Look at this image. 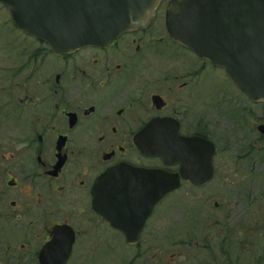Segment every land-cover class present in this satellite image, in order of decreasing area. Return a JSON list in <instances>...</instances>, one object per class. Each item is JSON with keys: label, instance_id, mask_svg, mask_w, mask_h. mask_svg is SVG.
<instances>
[{"label": "flooded vegetation", "instance_id": "af4514ba", "mask_svg": "<svg viewBox=\"0 0 264 264\" xmlns=\"http://www.w3.org/2000/svg\"><path fill=\"white\" fill-rule=\"evenodd\" d=\"M170 2L161 1L149 26L70 54H56L31 36H23L25 52L16 57L11 42L0 43V264H56L66 255L67 264L107 260L111 244H126L123 233L97 213L96 182L119 166L182 169L144 155L137 147L140 134L143 144L171 130L215 144L213 180L203 187L184 180L180 189L228 181L211 106L228 101L225 82L232 85L224 70L173 41L166 22ZM245 104V115L258 117L257 106L246 98ZM155 126L160 138L150 132ZM107 184L116 185L112 195L105 193ZM101 186V208L134 205L131 190L138 181L126 177ZM231 197L232 210L239 208L247 219L260 212L264 220L263 191ZM214 206L223 210L219 202ZM154 215L144 224L140 246L131 248L139 251V264H240L242 254L251 258L256 224L239 226L230 238L219 226L192 231L174 243L171 258L162 251L149 255L141 247L157 238ZM258 229L264 237V222Z\"/></svg>", "mask_w": 264, "mask_h": 264}, {"label": "water", "instance_id": "95a60500", "mask_svg": "<svg viewBox=\"0 0 264 264\" xmlns=\"http://www.w3.org/2000/svg\"><path fill=\"white\" fill-rule=\"evenodd\" d=\"M160 1L0 0L9 7L17 27L46 41L60 54L86 45L105 44L120 33L148 26ZM167 10L166 22L175 42L225 67L232 81L244 92L256 101L264 100V0H172ZM158 129L160 126H155L150 132L160 138ZM259 130L264 133V126H259ZM141 138V135L137 137L138 147L145 154L179 162L182 170L170 173L164 169L120 166L108 170L100 179V185L103 181L126 177L138 181L137 189L131 191L134 205L112 208L116 217L110 219L114 227L125 233L131 245L138 243L140 229L154 207L164 196L180 188L183 179L197 185L211 179L215 153L214 145L200 137L169 135L165 140L147 144L141 143ZM115 186L107 184L106 188ZM96 205L97 211L105 215ZM139 211L141 222L132 226Z\"/></svg>", "mask_w": 264, "mask_h": 264}, {"label": "rangeland", "instance_id": "374dc122", "mask_svg": "<svg viewBox=\"0 0 264 264\" xmlns=\"http://www.w3.org/2000/svg\"><path fill=\"white\" fill-rule=\"evenodd\" d=\"M23 35L21 30L14 27L8 9L0 5V43L11 42L12 51L17 55L21 51L25 52L26 39H23ZM225 83L235 92L234 95L229 93V88L225 89L229 94L228 101L222 98L218 104L211 106V110L213 137L220 145L222 160L225 158L228 161L223 177L229 179L202 189L183 188L163 200L151 220V224L157 227L155 236L157 238L142 242L141 249H148L149 255L153 251H162V256L165 254L167 258H171L168 254L175 251L174 243L185 239V236L192 231L199 230V233H202L204 228L219 226L224 228L226 236L230 238L231 232L241 225L251 227L252 224H256L260 228L264 222L261 221L260 212H254L247 219V215L241 213L239 208L235 210L230 208L232 194L241 192L254 195L262 191L264 193V139H261L260 133L256 131L259 121L264 120V106L256 107L258 117L252 119L246 116L248 107L245 104V97L228 82ZM244 107L247 109L245 110ZM217 116L221 118L216 120ZM231 117H237V120ZM229 118L235 121L228 120ZM236 121L239 127L235 126ZM242 177L244 178L241 179ZM217 202L223 205V210L216 209L214 203ZM148 228L146 236L150 234ZM258 228L250 235L251 258L246 253L242 254L243 261L240 264H264V237L262 230ZM209 237L213 238L211 235ZM231 247L232 245H228L226 249L231 251ZM110 250L107 260L102 258L73 264H139V251L128 248L125 243L111 244ZM182 250L185 251L184 248ZM229 262L233 264V260Z\"/></svg>", "mask_w": 264, "mask_h": 264}]
</instances>
